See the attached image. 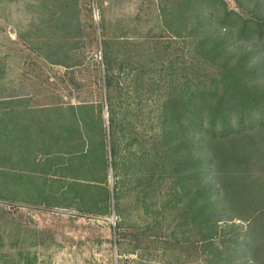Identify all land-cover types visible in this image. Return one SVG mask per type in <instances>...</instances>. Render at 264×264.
<instances>
[{
  "label": "rangeland",
  "instance_id": "obj_1",
  "mask_svg": "<svg viewBox=\"0 0 264 264\" xmlns=\"http://www.w3.org/2000/svg\"><path fill=\"white\" fill-rule=\"evenodd\" d=\"M181 2L0 0V100H5L0 109L21 119L28 115L24 130L30 129L37 154V184L31 190L10 184L0 195V264H203L198 223L187 217L186 197L173 190L180 174L169 158L175 142L164 145L161 121L165 98L179 97L186 84L211 81L217 61L201 56L195 46L208 24L189 18V27L181 30L190 33L183 36L174 34L177 25L167 26V11ZM223 2L248 16L262 13L252 1ZM215 24L213 33L220 30ZM256 49L258 44L247 45L246 52L250 56ZM107 104L114 110L112 124ZM55 108L65 116L73 109L81 135L104 134L108 206L100 190L87 183L102 175L87 171L89 156L79 162L84 183L74 191L68 189L70 170H60L59 158L46 155L60 139ZM86 116L96 120L90 132ZM143 196L147 205L137 202ZM236 260L254 264L247 256Z\"/></svg>",
  "mask_w": 264,
  "mask_h": 264
},
{
  "label": "trees",
  "instance_id": "obj_2",
  "mask_svg": "<svg viewBox=\"0 0 264 264\" xmlns=\"http://www.w3.org/2000/svg\"><path fill=\"white\" fill-rule=\"evenodd\" d=\"M245 1H252L262 13L248 16L241 10L227 8L223 0H182L181 7L167 11L165 19H170L166 24L171 29L178 26V30H173L176 36L190 33L189 29L181 30L189 27V18L208 24L195 46L201 56L217 61V76L211 81L186 84L179 97L165 98L161 121L164 145L167 140L175 142L169 158L175 159L180 174L173 190H179L180 198L186 197L187 217L198 223L200 243L206 253L203 264H239L236 259L246 256L254 264H264V55L257 57L259 52L264 54V0H240ZM215 23L220 24V30L213 33L211 27ZM257 44L260 51L256 49L249 56L247 45L255 48ZM237 52L239 57L235 56ZM105 67L108 71V64ZM106 77L111 82L109 72ZM4 102L0 100V108ZM80 105L79 108L92 107ZM107 109L112 124L114 110L108 104ZM71 110L68 116L59 108L53 110V125L60 139L46 155L59 158L60 170H70L66 176L68 189L74 191L78 183H84L78 177L83 171L79 162L89 156L87 171L95 175L101 170L102 175L91 177L95 184L87 183L102 191L97 193L108 206L104 134L81 135L79 119ZM90 110L88 116L93 114V108ZM18 115L11 109H0V195L10 184H22L29 190L30 185L37 184L33 176L36 149L28 134L30 129L24 130L28 115L23 119ZM86 119L84 124L89 125L90 132L96 128V120ZM112 146L111 157L115 161L116 143ZM114 161L110 163L113 172ZM56 174L59 173L54 171ZM112 198L120 216L118 190ZM137 202L147 205L148 199L143 196ZM242 222H247L246 229Z\"/></svg>",
  "mask_w": 264,
  "mask_h": 264
}]
</instances>
